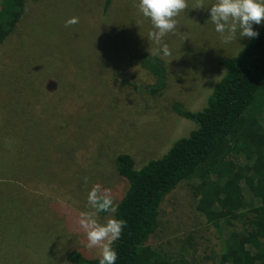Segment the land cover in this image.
<instances>
[{
  "label": "rangeland",
  "instance_id": "1",
  "mask_svg": "<svg viewBox=\"0 0 264 264\" xmlns=\"http://www.w3.org/2000/svg\"><path fill=\"white\" fill-rule=\"evenodd\" d=\"M214 2L196 9V0H187L176 34L163 38L171 55L162 57L151 55L159 45L138 0H112L107 10L105 0L28 1L22 23L0 47V264H69L74 249L100 257L77 223L92 210L88 192L109 189L116 206L128 182L114 159L126 153L140 167L163 156L195 128L171 112L174 102L200 110L224 75L219 63L252 39L238 31L223 43L206 23ZM72 17L79 22L65 27ZM144 55L166 65L168 88L156 98L142 91L154 84L137 66ZM191 194L182 188L167 198L156 244L144 256L161 248L180 256L189 237L197 263L224 250ZM108 218L98 214L102 224Z\"/></svg>",
  "mask_w": 264,
  "mask_h": 264
},
{
  "label": "trees",
  "instance_id": "2",
  "mask_svg": "<svg viewBox=\"0 0 264 264\" xmlns=\"http://www.w3.org/2000/svg\"><path fill=\"white\" fill-rule=\"evenodd\" d=\"M28 1L0 0V47L22 23ZM111 4L105 0V10ZM258 33L236 56L219 63L224 75L200 110L190 111L179 102L171 106V112L194 123V129L163 156L140 167L126 153L114 159L128 188L115 213L99 214L126 221L112 244L116 264H202L190 254V248L197 247L193 237L182 242L185 253L180 256L162 248L144 256L156 244L165 201L182 188H189L199 218L224 245L223 251L207 254L204 264H264V23ZM144 56L136 59L141 61L137 66L154 84L142 91L156 98L168 88L166 65L158 57ZM99 260L79 249L68 252L69 264Z\"/></svg>",
  "mask_w": 264,
  "mask_h": 264
},
{
  "label": "clouds",
  "instance_id": "3",
  "mask_svg": "<svg viewBox=\"0 0 264 264\" xmlns=\"http://www.w3.org/2000/svg\"><path fill=\"white\" fill-rule=\"evenodd\" d=\"M135 6L144 18L150 20L153 30L149 32V38L159 45L151 51V55H171L163 38L169 33L176 34V17L188 8L187 0H138ZM194 7L205 8L204 0H196ZM208 9L210 20L206 23L211 22L215 26L220 40L225 44L233 42L238 31L241 37H257L259 33L253 30V25L264 22V0H215ZM78 22V17H72L65 22V27ZM109 192V189L101 190L99 185H94L87 196L92 210L80 213L77 220L79 228L86 234L87 247L100 250L99 264H116L117 253L112 244L120 238L126 226V221L122 219L108 218L103 224L99 222L100 212L117 211Z\"/></svg>",
  "mask_w": 264,
  "mask_h": 264
}]
</instances>
